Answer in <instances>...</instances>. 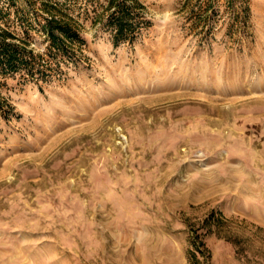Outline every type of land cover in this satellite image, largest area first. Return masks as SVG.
I'll return each instance as SVG.
<instances>
[{
  "label": "rangeland",
  "instance_id": "rangeland-1",
  "mask_svg": "<svg viewBox=\"0 0 264 264\" xmlns=\"http://www.w3.org/2000/svg\"><path fill=\"white\" fill-rule=\"evenodd\" d=\"M138 1L113 45L106 0H0L43 71L0 75V264H264V0Z\"/></svg>",
  "mask_w": 264,
  "mask_h": 264
},
{
  "label": "trees",
  "instance_id": "trees-1",
  "mask_svg": "<svg viewBox=\"0 0 264 264\" xmlns=\"http://www.w3.org/2000/svg\"><path fill=\"white\" fill-rule=\"evenodd\" d=\"M43 9L47 14L44 31L48 41V52L50 50L65 52L68 45L75 41L80 42L78 24L71 16L61 12L50 2H45ZM142 9L143 6L138 0H106L96 19L109 31L112 44L117 45L135 39L140 27L145 24L138 13ZM36 65H38L36 55L26 49L25 41L0 27V75L23 71L31 77L35 74L41 77L43 71ZM199 244L202 245V242Z\"/></svg>",
  "mask_w": 264,
  "mask_h": 264
}]
</instances>
